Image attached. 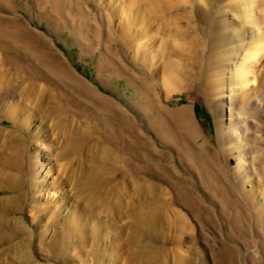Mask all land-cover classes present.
<instances>
[{"label": "rangeland", "instance_id": "374dc122", "mask_svg": "<svg viewBox=\"0 0 264 264\" xmlns=\"http://www.w3.org/2000/svg\"><path fill=\"white\" fill-rule=\"evenodd\" d=\"M10 1L14 9L0 5V202L16 196L22 198L19 209L0 216V264H25L19 249V242L23 240L30 243L31 264H109L110 256L115 258L118 254V250L109 248L116 235L112 229H107L105 220L102 226L100 219L90 221V226L87 223L89 227L81 231L87 237L82 241L84 244L80 243L78 232L73 234L72 231L80 225L76 218L70 220L75 219L71 232L67 229L68 223L54 225L58 211L62 219L76 212L78 204L76 199H70L73 186L49 188L63 172L59 156L63 150L57 144L59 137L53 130L54 123L62 118L85 121L84 113L94 108L93 99L98 94L109 99L115 110H110L111 115L101 113L100 119L89 113L94 120L90 119L89 125L95 126V130L90 131L89 126L85 130L92 135L90 139L96 138L101 146L111 148L112 156L106 162L109 168L118 167L127 178L157 187L162 197L157 208H177L186 215L187 231L181 232L180 226L172 224V220L168 222V237L164 242L165 245L168 240V250L164 254L170 258L166 264H175V254L171 251L179 248L185 253L184 261L194 258L195 251L201 254V260L194 259L195 264H215L210 249V244L214 245L212 229L208 227L207 239L202 234L194 239L200 227L197 213L203 210L214 214L219 249L234 247L238 264H248L249 258L262 260L254 233L256 220L253 216L247 219V204L234 195L226 204L227 196L223 194L230 192L232 185L237 186L232 187L235 193L246 194L242 185H238L245 176L249 184L250 180L256 182L257 196L262 197L259 204L264 201V89L251 105L258 109V119L242 113V102L230 110V90L226 92L221 111L216 109L210 95L213 90H220V67L229 65L227 61L224 64L223 53L229 52L231 45L223 46L212 38V29L218 24L222 10L238 30L249 28L247 33L251 36L250 29L258 27L256 21L261 22L264 32V0L253 5V17L242 9L237 12L224 9L226 3L234 6L245 4L247 0ZM12 17L21 18L39 37L35 41H21L15 36L3 35L2 18ZM234 43L237 45L238 41ZM246 43L250 46L254 40L249 37ZM141 45L144 47L138 50ZM262 65L256 87L264 82V63ZM59 66L72 77H64ZM229 67L227 69H232ZM229 76L226 75L227 81ZM167 82L182 91L167 97ZM70 84L91 92L86 91L87 96L76 93ZM146 90L150 91L151 101L145 98ZM251 106L245 107L246 111ZM159 107L167 112L187 110L183 119L197 126L201 134L197 145L188 142L192 138L184 121L174 123L169 115H164L159 123L156 116ZM115 111L127 119L126 130L120 136L116 125L121 124ZM220 121L235 135V147L252 140L255 133L260 139L261 144L255 141L256 148L241 160V167L248 169L243 176L236 170L239 158L236 155L225 157L226 147L219 141ZM105 133L109 141L103 144ZM200 144L215 153V161L209 158L202 165L196 161L194 150L203 149ZM18 157L25 163L21 173L15 168ZM101 157L98 163L104 165ZM219 158L226 160V165H222ZM224 171L227 178L223 177ZM17 181H22V189L13 191L8 187ZM111 184L109 181L108 186ZM184 188L189 194L188 205L173 203L175 194ZM246 189H250L249 185ZM147 197L141 196L131 207L144 211L151 205ZM260 205L258 213L263 212L264 205ZM136 212L133 213L137 216ZM135 219L123 218L119 223L126 234L124 241L129 239ZM9 220L14 226L15 238L7 234ZM138 232L134 230V238ZM144 233L142 230L141 234ZM145 240L152 239L144 237Z\"/></svg>", "mask_w": 264, "mask_h": 264}, {"label": "bare ground", "instance_id": "6f19581e", "mask_svg": "<svg viewBox=\"0 0 264 264\" xmlns=\"http://www.w3.org/2000/svg\"><path fill=\"white\" fill-rule=\"evenodd\" d=\"M257 2L258 0H247L245 4L237 3L234 6L233 3H226L224 9H229L232 11L236 10V12L238 9H242L248 16H251L252 13H254L252 12L254 10L253 5ZM111 4L114 5L113 2H111ZM0 5H3L2 7L8 10L14 9V6L10 0H0ZM16 11L17 10H14V12ZM221 13L222 14L219 18L220 20L218 24L214 27V29H212V38L218 39L223 46L231 45L229 52L225 51L223 53L225 57L224 64L227 61L229 62V65H224L223 67H220V78L218 81L220 83L218 89L220 90H213V94L210 95V97L214 101L216 109L218 111H221L225 106L224 104L226 92L227 90H230V110H233L237 103L242 102V108L244 110H242V113H246V117L248 118H256L257 115H259L258 109L252 107L251 105L255 101V99L259 97L260 93L262 92L261 89H264V82L260 86H255L258 82V77L261 74L259 73L260 68L263 66L262 64L264 63V32H262L260 28L261 22H255L256 26L258 27L255 26V29H250L251 36H249L247 33L249 31V28L246 30H238V28L235 27L233 21H230L229 19L225 18L226 14L225 12H223V10ZM2 19L4 21V24L2 22L1 23L5 26V29L3 31L1 30V33L3 35L15 36V38L19 40L21 39V41L23 39H25L26 41H30L31 39L35 41L39 37L38 35L33 34L34 31L27 27V25H25L21 18L12 17ZM249 37L254 40V43H252L250 46H248L246 43L249 40ZM237 41L238 44L234 45L236 44L234 42ZM29 43L30 42H27V44ZM140 47L143 48L144 45L139 46L137 49L140 50ZM242 57V62H240L239 59ZM229 66H232V69H227V67ZM60 68L61 67L59 66V71L63 74L64 77H72L69 71L64 69V71H61ZM226 75H230V81H227ZM231 81L232 83H230ZM74 85L70 84L71 88L76 93H81L82 95L87 96L85 92H91V90L88 88L84 87L83 89H80L76 85ZM165 86L167 91V97H169L173 93H180L182 91V89H179L172 82H167ZM145 98H149V101L152 100V96L149 90H146ZM92 106L94 108H90L91 112L86 110V113H84V116L86 118L85 121L78 120L76 122L75 119L62 118V120L59 119L57 123H54L53 130L57 131L56 135L59 137V143L57 144H59V148H62L63 150V152L59 155L60 160H62V162L59 163L63 167V172L58 176V178L56 177L54 179L53 186H50L49 188L61 189L65 188L66 185L73 186L74 188H72V190L74 192L72 193V198L70 199H76L75 202H77L78 204V209L76 212H70V214L66 215L64 218L62 217V219H59L58 211L54 218V225H57L60 222H65L66 224L68 223L69 226L67 227V229L69 230V232H71L70 229L72 225H74L72 224V222L75 219H73L72 222L70 220H72L71 218H76L77 223H80V225L78 224L79 226L74 228L72 231L73 234H76L78 232L77 236L79 237L80 243L84 244L82 241L85 240L87 237L85 235L86 233L84 234V231L81 233V231L87 229V223L89 222L90 226V221L100 219V225L102 226L105 220V222L108 223H106L107 229H112V231L116 235V237L111 240L109 244L110 246H108L110 249L113 248L114 250H118V254L115 256V258L110 256L111 262L109 264H166L169 255L165 256L164 251L166 252L168 250V240L165 245L164 242H166L165 239H167L168 237V222L169 220H172L170 222H172V224H176V226H180V231L184 232L187 229L186 215L183 214L181 211H178L177 208H157V204H159L160 200L162 199V197H160V191L157 187L151 184L144 185L139 181L127 178L126 173H123V171L118 167L114 168L113 170L109 168L106 162L110 159V156H112L110 154L111 148L109 149L105 145L101 146V143L99 141H96V138L90 139L89 136L92 135L89 131L85 129H89L90 119L92 120L91 116L88 115L89 113H92L95 117H98L100 119L101 113L107 112L111 115L110 110H115L113 107L114 105L109 99L104 98L102 95L99 96L98 94L93 99ZM247 106H251V108L246 111L245 107ZM156 110L158 111V115L156 116H158L157 119L159 123L162 120L161 116L164 115H169L168 118L173 119L172 121L174 123L179 122L181 120L184 121L189 126L187 128L189 129V133L192 138L188 142L190 144L193 143L194 146L197 145V141L200 139L201 134L197 126L193 125V123L191 122L188 123L183 119V117H186V115L188 114L187 110L167 112L161 107L157 108ZM115 114L117 118L119 117L118 119L121 124L119 126L116 125V132L120 136L126 130L125 127L127 119L126 116L120 113L117 114L116 111ZM107 124H109V121H107ZM219 128L221 132V137L219 139L220 145L222 147H226L224 150L225 157L227 159L229 157H235L236 155L239 158L236 170L239 174L243 176L245 171L247 173L248 169L245 170L243 167H241V160L245 159V156L250 154L251 149H253L254 147L256 148V146L253 145L255 141L258 142V144H261L260 139H258L259 137L255 133V136L252 140H247V138H245L247 142H245L244 145H239L235 147V145L233 144L235 135L232 133V131H230V129H226L222 121L219 122ZM89 130L93 132L95 130V126L92 125ZM107 133H105L106 139H102L103 144H106V141H109V136L106 135ZM263 142L264 140H262V143ZM200 145L201 147H203V149L195 148L194 150V158L196 159V161L201 165L206 159L209 158L210 160L215 161V153H212V151L209 150L205 146V144ZM53 146H51L50 148L54 150ZM59 148H57V150ZM125 150L126 152H128V148H126ZM119 151L120 150H118V152ZM54 152H56V149L54 150ZM100 157L101 159L103 158L104 165L98 163V159H100ZM218 160L223 162L222 165H226V163L224 162L226 160L220 158ZM24 165V159H20V157L15 159V168H17L18 172H22V170L24 169ZM222 168L224 167L222 166ZM222 168L221 170L223 171ZM223 177L227 178L226 171L223 172ZM246 180L247 177L243 176V179H241V181H238L240 182L238 183V185H242L241 189H243L246 194H244L243 191H239L238 194L235 193V191L233 190L235 189V187L237 188V186L232 185L230 187V192L226 191L227 193H224L223 197L227 196L226 204L228 203L227 199L232 195L238 196L239 201L242 200L247 204L249 213L247 219L253 216V220H256L254 233L256 234V238L259 242L258 248L260 249L261 254L263 255L262 260H258L256 258H249L250 260L248 259V264H264V236L261 235L262 231H264V206L263 212L258 213L257 208L260 205L259 201L262 200V197L257 196L256 182L250 180L249 184ZM109 181H111L112 184L108 186ZM247 184L250 187V189L248 190L246 189L248 186ZM35 186H38V184L36 183ZM8 187L12 188L13 191H16L17 189L20 190L23 188V183L22 181H17L15 183L11 182ZM232 187H234V189H232ZM184 190L179 191L175 194L173 203L182 206L188 205L187 201H189V199L187 196L189 194L188 192H186L185 188ZM133 192H135V195H133ZM141 196H148L151 201V205L144 211L135 210L131 207V204L133 205L134 202L139 201L141 199ZM148 197L146 199H148ZM21 198V196H16L0 202V216L8 215L10 212L19 209V205L21 204ZM67 199L69 198L67 197ZM262 205H264V201L261 202L260 206ZM82 208L83 210H81ZM191 208L194 209V206L191 205ZM197 210H195V212H197ZM135 211H138L136 212L138 214L137 216L133 213ZM73 215L75 216L73 217ZM197 215L198 217H196V221L199 222L200 227L197 228L198 230L196 231V235H194V239H196L197 234H202L203 236L205 235V239H207L205 233L208 230V227L212 229V234H214L212 237V242L214 243V245L210 244V249L213 251V262L215 261V264H238L237 250L234 247L224 246L219 249L217 245L219 241L217 239L218 234L217 232H215L216 219L212 211H199ZM105 218H107L108 220H106ZM123 218H136L134 226L131 230V234L129 235V239L127 241H124V236L126 235L124 234L125 232H122V227L118 226L119 223L122 222ZM10 223H12L11 220L7 222V229L10 231L7 234L12 238H15L16 232L14 230V226ZM235 224L237 225L236 228H238L239 223L237 220ZM136 229H138L139 232L136 238H134V230ZM142 230H145L144 234H141ZM144 237H149L152 240L143 241ZM243 242L246 243V240H243ZM19 246V249H21V257L25 258V264H31L32 260L29 257L31 255V252L28 248L30 246V243L27 242V240H23L22 242H19ZM127 250H131L132 252L129 253L127 252ZM171 253L175 254L174 261L176 262L172 260L175 264H195L194 259H197L196 262H198V260H201V254L195 251V254L193 253L195 255L194 258L193 256L186 258L189 259V261H184V257L186 256L180 248L171 251Z\"/></svg>", "mask_w": 264, "mask_h": 264}]
</instances>
